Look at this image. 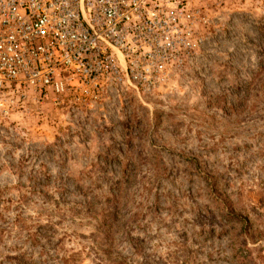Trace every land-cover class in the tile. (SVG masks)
Instances as JSON below:
<instances>
[{
    "label": "rangeland",
    "instance_id": "374dc122",
    "mask_svg": "<svg viewBox=\"0 0 264 264\" xmlns=\"http://www.w3.org/2000/svg\"><path fill=\"white\" fill-rule=\"evenodd\" d=\"M190 1L213 34L162 92L0 101V264H264V0Z\"/></svg>",
    "mask_w": 264,
    "mask_h": 264
},
{
    "label": "built area",
    "instance_id": "2783aa9c",
    "mask_svg": "<svg viewBox=\"0 0 264 264\" xmlns=\"http://www.w3.org/2000/svg\"><path fill=\"white\" fill-rule=\"evenodd\" d=\"M213 27L190 0H0V101L92 108L113 91L160 93Z\"/></svg>",
    "mask_w": 264,
    "mask_h": 264
},
{
    "label": "trees",
    "instance_id": "16d2710c",
    "mask_svg": "<svg viewBox=\"0 0 264 264\" xmlns=\"http://www.w3.org/2000/svg\"><path fill=\"white\" fill-rule=\"evenodd\" d=\"M36 243H37V241L35 240V241H33V245L35 246L36 245ZM110 249V248H109ZM70 262H71V259L69 258V259H64V264H70Z\"/></svg>",
    "mask_w": 264,
    "mask_h": 264
}]
</instances>
